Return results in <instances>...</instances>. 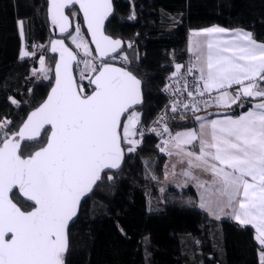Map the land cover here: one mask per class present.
<instances>
[{
	"label": "snow or ice",
	"instance_id": "1",
	"mask_svg": "<svg viewBox=\"0 0 264 264\" xmlns=\"http://www.w3.org/2000/svg\"><path fill=\"white\" fill-rule=\"evenodd\" d=\"M75 5L83 14L101 63L83 61L85 70L95 73L87 77L81 73V80L87 78L93 86L89 93L87 86L73 77L76 55L63 40H53L51 51L59 53V61L47 99L15 132L9 130L11 121H0V264H67L66 230L81 198L105 169L120 167L125 152L122 142L129 145L128 152L136 151L141 143L134 138L140 123L134 106L142 103L141 81L105 59L121 48V41L103 30L112 11L111 0L49 2L51 24L68 33L76 47L90 56L80 25L75 26V36L69 32L70 15L76 13L66 14V9ZM18 24L23 37V22ZM188 51L193 59L186 73H182L181 64H176L172 73L173 79L193 76L192 88L187 91L193 102L182 104L185 110L199 112L201 105L231 107L242 97L259 98L260 102L238 116L209 119L195 115L198 130L172 135L165 126L158 134L168 133L170 138L158 147L186 163L182 175L195 180L203 190L201 208L217 218L226 214L225 208L231 209V218L253 226L255 239L264 246V43H257L252 33L242 29L211 26L191 32ZM29 55L26 50L20 53L21 58ZM122 59L127 61V56ZM39 64L47 79L43 56ZM233 86H237L234 93L229 91ZM205 96L208 99H196ZM178 103L173 104V112L178 111ZM42 132L47 137L44 146L24 155L29 147L25 142L36 141ZM187 146H192L191 150ZM194 170L207 174L210 180L199 179ZM15 188L32 203L31 210H22L13 202L10 194ZM260 264H264V250Z\"/></svg>",
	"mask_w": 264,
	"mask_h": 264
},
{
	"label": "trees",
	"instance_id": "2",
	"mask_svg": "<svg viewBox=\"0 0 264 264\" xmlns=\"http://www.w3.org/2000/svg\"><path fill=\"white\" fill-rule=\"evenodd\" d=\"M113 5L114 15L105 32L125 42L121 54L129 60L127 69L143 84L144 105L136 109L141 113L140 125L152 122L165 104L163 85L175 67L163 63L164 50H172L176 63L186 64L193 30L210 26L244 29L264 43V0H113ZM74 11L83 26L76 8L67 13ZM18 21L23 22L26 49L30 52L32 44L40 42L39 53L20 57ZM50 41L47 0H0V121H11L10 132L19 129L52 86L55 57L49 53ZM66 42L77 52L69 36ZM41 55L51 67L47 79L32 73ZM83 85L90 93L87 78ZM251 105L249 99L240 100L219 113L237 116ZM194 117H171V131L194 127ZM46 139L43 134L40 141L27 143L24 155L44 146ZM139 139L134 152H128L122 142V169L103 174L83 202L78 219L69 228L67 264H260L262 250L254 229L208 217L199 209L193 187L162 190L165 156L156 146L158 137ZM12 199L22 210L32 207L17 191Z\"/></svg>",
	"mask_w": 264,
	"mask_h": 264
},
{
	"label": "built area",
	"instance_id": "3",
	"mask_svg": "<svg viewBox=\"0 0 264 264\" xmlns=\"http://www.w3.org/2000/svg\"><path fill=\"white\" fill-rule=\"evenodd\" d=\"M43 44L40 42H34L31 46V51L30 53L32 54H37L40 52ZM77 53V63L75 65V72H76V77L78 84H83V80H81V73L82 71L84 72V63L85 61V56L81 52H76ZM125 56L123 54H119L113 58L108 59L106 62L113 63L122 67L127 68L129 64V60L127 58V61L122 59V57ZM92 62L95 63L96 65H99L101 63V60L94 56L92 58ZM192 62V59H189L186 64H184L182 68V73H186L187 67L190 65ZM175 71H171L169 75L166 77L162 93L165 99V104L159 114L156 116V118L150 122L147 125H140L137 127V137L142 138L144 136H149V135H157L158 140L156 142L157 148L160 150L158 145H162V141L165 139H169L170 136L168 133H164L163 135H159L158 133H161L163 131V128L165 126L168 127L169 132L172 134L171 131V126L169 123V119L171 117H176V116H195L197 115L204 107L201 105V110L199 112L193 113L191 109L185 110L182 107V104H190L192 103V98L187 96V91L191 90L192 88V83H193V76H188L185 75L184 80L180 79H173L172 78V73ZM195 75V74H194ZM185 81L188 83V88L185 89ZM169 89V90H166ZM176 89H179V91H176ZM197 100H205L208 99L207 96L205 97H196ZM178 111L173 112L172 107L174 103H177ZM210 107V106H209ZM155 129V131H154ZM142 133V135H141Z\"/></svg>",
	"mask_w": 264,
	"mask_h": 264
},
{
	"label": "crops",
	"instance_id": "4",
	"mask_svg": "<svg viewBox=\"0 0 264 264\" xmlns=\"http://www.w3.org/2000/svg\"><path fill=\"white\" fill-rule=\"evenodd\" d=\"M19 22V21H18ZM19 26V24H18ZM211 27V26H210ZM207 28V27H206ZM204 29V28H202ZM227 29V28H226ZM200 30V29H198ZM231 30H236V29H231ZM244 30V29H242ZM244 31H247V30H244ZM19 32H20V29H19ZM249 32V31H247ZM21 36V35H20ZM191 39V35H190V38H189V41ZM189 41H188V46H189ZM257 43H261V42H258L256 41ZM24 50L23 48V44H22V47H21V50H20V53L21 51ZM188 55H189V58L190 59H193L192 58V54L188 51ZM30 56V55H29ZM27 56V57H29ZM21 57V56H20ZM167 57V58H166ZM25 58V57H23ZM163 63L166 64V65H173L175 67L176 64H179V63H176L175 62V58H174V55H173V52L172 50H169V49H166L164 50V54H163ZM237 86H233V89H230L229 91L230 92H233L235 91V88ZM251 100V104L254 105L256 103H259L260 102V99L259 98H241L242 101L244 100ZM234 105V104H233ZM251 105V106H252ZM229 107H215V106H210V107H207V108H203L197 115H200V116H204V117H208L209 119H217V118H223L225 116H231V115H227V114H221L222 112H224L225 110H227ZM250 108V107H249ZM248 108V109H249ZM247 109V110H248ZM246 110V111H247ZM221 112V113H219ZM245 112V111H244ZM213 113H216L215 115H212ZM243 113V112H242ZM241 114V113H240ZM238 116V115H237ZM197 122V121H196ZM187 129H197L198 130V122L196 123V125L194 127H190V128H184V129H180V130H177L175 132H172V135H175V133L177 132H182V131H185ZM190 150L192 148V146H187ZM161 152V151H160ZM165 156V164H164V180L166 178V173L167 172H171L174 170L177 178L175 179L176 181H172V183H170V186H173L179 190H184V189H187L189 187H193L196 189L197 193H198V207L199 209L205 213L208 217L210 218H213L215 220H233L235 221L234 219L231 218V209H228V208H225L224 212L226 214H221L219 216V218H217V216L211 214L209 211H207L206 209L204 208H201L200 207V203H201V193H202V189H200L198 186H197V182L195 180H189L187 177L183 176L182 175V169H184L186 167V163L185 164H181L179 163V157L176 156V155H173V156H168L166 153H162ZM173 165H175V169H173ZM194 175H196L197 177H199V179L201 180H210V177L207 175V174H204L202 172H200V170H194ZM179 176V177H178ZM169 184V183H168ZM236 223H238L237 221H235ZM240 226H249V227H252L255 231V228L253 226H250V225H241L240 223H238ZM256 232V231H255ZM260 255H261V252H260Z\"/></svg>",
	"mask_w": 264,
	"mask_h": 264
},
{
	"label": "water",
	"instance_id": "5",
	"mask_svg": "<svg viewBox=\"0 0 264 264\" xmlns=\"http://www.w3.org/2000/svg\"><path fill=\"white\" fill-rule=\"evenodd\" d=\"M49 2H50V0H47V19H48V23H49V31H50V35H51V41H50V43H49V53H50L52 56L55 57V63H54V66H53V75H54V79H53V83H52V86H51V88H52V87L54 86V83H55V64L59 61V53H58V52H57V53H53V52L51 51V42H52L53 40H63L65 46L68 47L69 50L72 51V52L74 53V55H76V57H77V53H76V51H75L74 49H72L70 46H68V44H67V42H66V39L68 38L69 34H68V33H61L60 30H59V28H57V27H55V26H53V25L51 24V19H50L49 13H48ZM111 4H112V11H111V13L109 14L108 18L105 20V22H104V29H103L105 35H107V36H109V35L106 34V32H105L106 25L108 24V22L111 20V18H112L113 15H114V5H113V0H111ZM74 8H76V9L78 10L79 6H78V5H75V6H72L70 9H66V14H68L67 12H68L69 10H72V9H74ZM79 14H80V16H81V18H82L83 28H84V30H85V32H86V34H87V37H88L89 42H90V45H91V47H92L93 50H94L95 56L98 58V53H96V51H95V44H93V43L91 42V35H90V33H88V31H87V26H86V25L84 24V22H83V14L80 13V12H79ZM70 22H71V23H70V27H69V32L72 33L73 28H74V25H73V21H72L71 17H70ZM109 37L112 38V39H114V40H120V41H121V48H119V49L117 50V53H112L109 57L105 58L106 61H107L108 59L113 58V57H115V56L121 54L122 52H124L125 47H126L125 42H124L122 39H120V38H113V37H111V36H109ZM76 63H77V60L73 62V66H72V74H73L74 79L77 81L76 72H75V65H76ZM108 63H109V62H108ZM111 64H112L113 66H115V67L125 68V67H122V66H119V65L113 64V63H111ZM125 69H127V68H125ZM127 70H128V69H127ZM94 75H95V74H94ZM94 75H93V76H94ZM77 83H78V81H77ZM90 86H91V85H90ZM92 87H93V86H91V88H92ZM51 88L49 89V91H48V93H47V96L50 94ZM141 93H142V103L139 104V105L134 106V110L139 109V108H142L143 105H144V100H143V84H142V82H141ZM47 96H46V98L44 99V101H43L40 105H38L36 108H34L33 110H31V111L28 113V115H29L32 111H35L38 107H40V106L45 102V100L47 99ZM28 115H27V116H28ZM27 116H26L25 120L27 119ZM122 119H123V118H122ZM25 120L23 121V123L25 122ZM140 121H141V119H140ZM23 123H22V124H23ZM22 124H21V126H22ZM139 124H140V123H139ZM139 124L137 125V127L139 126ZM21 126H20V127H21ZM20 127H19V128H20ZM43 134H44V133L42 132L40 138H37L36 141H31V142H38V141H40L41 138H42V136H43ZM25 143H30V142H27V141H26ZM22 146H23V145H22ZM121 146H122V148H123V145H121ZM123 164H124V159H123V161L121 162V165H120L119 168H117V169H105V170L101 173V178H100V180H98V181L96 182V184L93 186L92 190H91L90 192H88L87 194H85V195L81 198L80 203H79V206H78L77 213H76V215L72 218V220L69 221V223H68V227H67V230H66V231H67V238H68V250H69V228H70V227L76 222V220L78 219L79 214H80V209H81V206H82L83 202H84L87 198H89V197L91 196V194L93 193L95 187H96L97 184L101 181L103 174L108 173V172H115V173H117V172H119V171L122 169ZM14 191H17L18 194H19V196H20L24 201H26L27 203H29V204L32 205V203H31L30 201H28L27 198H26L22 193L19 192V189H18V188L13 189V192H14ZM13 192H12V193H13ZM12 193L10 194L11 198H12ZM13 202L16 203L14 200H13ZM17 205H18V204H17ZM18 206H19V205H18ZM19 207H20V206H19ZM30 210H31V209H30ZM256 235H257V234H256ZM256 235H255V237H256ZM255 241H256V244H257L258 248H259L260 250H263V249H264V246H261V245L259 244V242H258L256 239H255ZM67 252H68V251H67Z\"/></svg>",
	"mask_w": 264,
	"mask_h": 264
},
{
	"label": "rangeland",
	"instance_id": "6",
	"mask_svg": "<svg viewBox=\"0 0 264 264\" xmlns=\"http://www.w3.org/2000/svg\"><path fill=\"white\" fill-rule=\"evenodd\" d=\"M74 13H76V12L74 11ZM71 19H72V21H73V25H74V28H73V31H72L71 35H72V36H75V35H76V33H75V26H76L77 24H79V25H80V28H81V36L83 37V40L88 44L89 50H90V52H91V55H90V56H86L83 48H77V47H76V44L72 42L71 36H69V40H70L71 44L73 45V47L77 50V52H81V53L84 54V56H85V58H86L85 60H90V61H92V58L95 56V54H94V52H93V49H92V47H91V45H90L89 39H88V37H87V34H86V32H85L83 26H81V24H80L79 22H77V14H76L75 16H72ZM19 29H20V28H19ZM21 38H22V44H23V48H24V50L28 51V50L26 49V46H25L24 33H23V37H21ZM28 52H29V51H28ZM29 53H30V52H29ZM32 55H33V54L30 53V56H32ZM41 56H43V55H41ZM41 56H39V58H40ZM39 58L37 59V65H36V67H34V68L32 69V73H39V74H41V75L44 77L45 74L42 73V72L40 71V67H41V66H40V64H39ZM43 58H44V60H45V67L48 69L47 76L49 77V76L51 75V67H50L49 61H47V60L45 59L44 56H43ZM166 58H167V57H166ZM91 74H92V72L85 70V64H84V75L87 77V76H90ZM85 79H86V78H85ZM135 111H136V110H135ZM136 112H138V113L140 114V116H141V113H140L139 111H136ZM134 138L140 140L137 136L134 137ZM128 147H129V145H128ZM147 165L149 166V163H147ZM149 173H150V171H149ZM178 177H179V176H178ZM176 178H177V176H176L174 170L171 171V172H167V173H166V178H165V180H164V185H163V187H162V190H165L168 186H170V183H172V181H176V180H175ZM168 183H169V184H168Z\"/></svg>",
	"mask_w": 264,
	"mask_h": 264
}]
</instances>
